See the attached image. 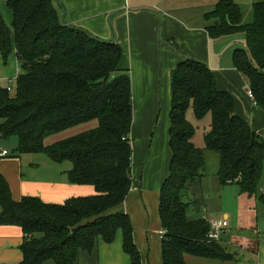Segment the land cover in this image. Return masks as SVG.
Returning a JSON list of instances; mask_svg holds the SVG:
<instances>
[{
	"label": "trees",
	"instance_id": "16d2710c",
	"mask_svg": "<svg viewBox=\"0 0 264 264\" xmlns=\"http://www.w3.org/2000/svg\"><path fill=\"white\" fill-rule=\"evenodd\" d=\"M4 1L12 23L8 28L0 14V56L6 63L14 52L19 73L10 91L0 86V140L15 137L17 155L70 163L68 182L95 189L93 196L62 204L37 197L16 202L0 174V224L23 234L16 264H78L80 253H91L99 240L111 244L117 232L130 264H141L129 216L115 212L132 187L133 104L121 48L63 23L56 0ZM251 11V21L243 23L239 5L218 0L203 18L211 40L244 36L233 49L232 65L264 112V1L254 2ZM170 97L171 159L158 202L161 263L187 264L186 256L236 263L222 242L207 240V219L187 217L183 195L202 184L212 152L219 186L235 185L264 206V140L235 114L233 97L218 88L215 72L204 63L184 58L170 73ZM189 111L197 123L209 116L202 147L194 143Z\"/></svg>",
	"mask_w": 264,
	"mask_h": 264
},
{
	"label": "crops",
	"instance_id": "0c3cea01",
	"mask_svg": "<svg viewBox=\"0 0 264 264\" xmlns=\"http://www.w3.org/2000/svg\"><path fill=\"white\" fill-rule=\"evenodd\" d=\"M217 1L56 0L63 23L83 30L100 41L115 43L123 52L121 67L130 79L133 104L130 132L132 187L115 212L129 216L141 264H162L159 233L163 230L158 217V202L171 159L168 146L170 73L175 64L184 58L206 64L215 72L218 88L233 97L235 114L250 124L264 140V112L247 98L241 75L234 68L224 71L221 64L218 69L212 65L211 39L205 31L207 22L203 16L211 11L208 9H212ZM187 6L199 7H195L194 12ZM190 11L193 19H197L194 23H187L183 18V14ZM0 14L5 25L11 28L12 14L4 0L0 1ZM175 52L181 57H177ZM18 73L14 52L6 63L2 62L0 56V82L14 81ZM166 96L169 108H165V116L161 99ZM7 140H0V149L7 150L3 146ZM7 151L6 156L0 157V174L9 186L13 201L37 197L45 203L62 204L70 198L95 194L93 186L69 183L65 172L64 175L57 173L52 178L46 175L40 179L27 178L24 169L31 170L33 163H23L22 155ZM250 199L254 200L253 206L256 207L255 199L248 197V201ZM228 218L225 213L222 220L228 223ZM249 218L245 227L241 221L235 225H239L240 233L245 236L246 261L237 257L238 262L227 264H264V220L259 221L252 214ZM247 230H250V234H247ZM22 240L23 234L19 227L0 224V264H16L22 260ZM222 244L229 248L226 243ZM78 264H130L129 257L122 249L121 233L117 232L111 244L99 240L91 253H80Z\"/></svg>",
	"mask_w": 264,
	"mask_h": 264
},
{
	"label": "rangeland",
	"instance_id": "374dc122",
	"mask_svg": "<svg viewBox=\"0 0 264 264\" xmlns=\"http://www.w3.org/2000/svg\"><path fill=\"white\" fill-rule=\"evenodd\" d=\"M142 1L150 2L151 0H142ZM233 1L237 5H239L241 9L243 23H249L252 17L251 5L254 2H259L264 0H233ZM195 7L198 8L199 6H191V7L187 6V9L192 8L193 10ZM212 9H208V10H212ZM193 11L196 12L195 10ZM7 13L9 12L7 11ZM183 18L187 23H194L195 21H197V19H193L194 16L192 11L183 14ZM158 25L161 26V23H159ZM160 30L161 28L159 27L157 32L158 37L160 35ZM243 41H244V36L242 34L227 36L224 37V39L222 40L221 38L211 40L210 53H211L212 65L218 69L219 65L221 64L222 70L224 71L233 69V65H232L233 48L236 45H240V43ZM175 55L177 57H181V55H179V53L177 52H175ZM181 61L177 62L175 65L177 66ZM118 74L119 73L117 74L115 73V75ZM0 84L1 86H5V87L9 86L11 88H14L13 80L7 82L1 81ZM245 93L247 96L246 90ZM168 101L169 100L167 96L164 99H161V102L163 104L162 113H164V115L166 114L165 108H169ZM187 118L195 128L194 143L197 146L202 147L204 133L208 130L207 125L209 123V116H206V118L203 121L197 123L192 118L191 111H189L187 114ZM83 128L84 127L81 126L75 129L73 128L72 130L70 129L68 131H65L59 136L52 138L51 141L56 139L57 140L63 139L73 134H76V132L83 130ZM3 146H5L7 150H9V153L11 152L13 154H16L15 149L17 146V140L15 137L8 138L7 142L3 144ZM22 159H23V163H27V164L33 163V167H30L31 170H28V168H26L27 170L24 169V172L26 171L25 177L30 179L31 178L40 179L43 178L45 175L47 177L50 176L52 178L57 173L59 174L63 173L62 175H64V172L68 171L71 167L70 163L68 162L55 164L51 162L44 154H26V155H22ZM207 161L208 163H207L206 179L203 180L202 184H194L189 186V188H187L186 192L184 193L185 195H183V201L189 203V206L187 208V217L190 219H199V218L207 217L209 219L220 220L222 219L223 215L227 213L229 217L228 218L229 226L225 228L224 232L220 234V242L226 243V245H228L229 248H227L226 246L225 248L229 252L235 253L236 257L240 258L241 261H246L245 259L246 243L243 241L245 236L242 233H240L239 225L238 227H236L235 225L237 224V221L238 222L241 221V225L245 227V224L249 222L250 219L249 215L251 214L255 215L259 221H261L262 219L264 220V206H262L261 204H256V207H254L253 206L254 200L250 199L248 201V197L246 198L245 196H243L238 190V187L235 185L220 187L216 177V172L218 168L217 155L212 152L207 153ZM201 192L204 195L203 197H201ZM247 234H250V230H247ZM185 261L187 264H219V262L202 260L190 256H186ZM223 264H227V263H223Z\"/></svg>",
	"mask_w": 264,
	"mask_h": 264
},
{
	"label": "built area",
	"instance_id": "2783aa9c",
	"mask_svg": "<svg viewBox=\"0 0 264 264\" xmlns=\"http://www.w3.org/2000/svg\"><path fill=\"white\" fill-rule=\"evenodd\" d=\"M7 90L10 91V87H7ZM247 97L248 99L252 102V104L255 106V101L253 98V94L251 91H247ZM8 154V151L5 149H0V157L6 156ZM208 221L209 224V231L207 233V240L208 241H215L218 242L220 241V234L224 231L225 228H227L228 223L226 220H218V219H209L205 218ZM160 236L164 235V231H161Z\"/></svg>",
	"mask_w": 264,
	"mask_h": 264
}]
</instances>
